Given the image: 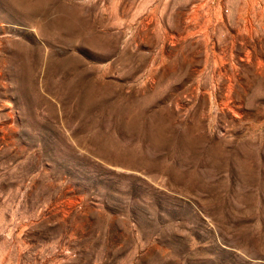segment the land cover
Wrapping results in <instances>:
<instances>
[{"label": "rangeland", "instance_id": "obj_1", "mask_svg": "<svg viewBox=\"0 0 264 264\" xmlns=\"http://www.w3.org/2000/svg\"><path fill=\"white\" fill-rule=\"evenodd\" d=\"M0 264H264V0H0Z\"/></svg>", "mask_w": 264, "mask_h": 264}]
</instances>
